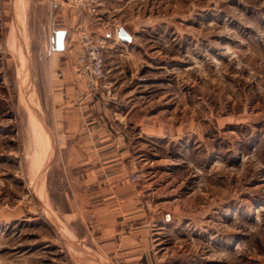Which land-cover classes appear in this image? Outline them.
I'll return each mask as SVG.
<instances>
[{
  "label": "rangeland",
  "instance_id": "rangeland-1",
  "mask_svg": "<svg viewBox=\"0 0 264 264\" xmlns=\"http://www.w3.org/2000/svg\"><path fill=\"white\" fill-rule=\"evenodd\" d=\"M58 29L109 135L60 134ZM82 32L105 42L95 89ZM108 141L154 264H264V0H0V264H74L56 148Z\"/></svg>",
  "mask_w": 264,
  "mask_h": 264
},
{
  "label": "crops",
  "instance_id": "crops-1",
  "mask_svg": "<svg viewBox=\"0 0 264 264\" xmlns=\"http://www.w3.org/2000/svg\"><path fill=\"white\" fill-rule=\"evenodd\" d=\"M60 1L49 0V4L56 7ZM64 30V49L53 56L57 63L54 111L60 121V134L67 139L96 133L109 135L99 121V101L87 93L77 74V46L68 47L69 32ZM118 35L126 39V33L120 31ZM56 152L54 163L61 164L63 172H70V179L68 175L66 178L70 185L69 190L62 191L69 209L56 210L55 215L64 216V220L70 216V223L58 219L57 222L61 223L59 229L74 264H154L152 228L140 221L124 222L126 215H136L138 209L135 204L129 205L137 193L129 189L126 177L130 159L127 146H111L110 141L107 146H75L65 142L57 146Z\"/></svg>",
  "mask_w": 264,
  "mask_h": 264
},
{
  "label": "built area",
  "instance_id": "built-area-1",
  "mask_svg": "<svg viewBox=\"0 0 264 264\" xmlns=\"http://www.w3.org/2000/svg\"><path fill=\"white\" fill-rule=\"evenodd\" d=\"M80 51L78 62L80 63L81 74H88L87 87L95 89L98 80L104 77L103 50L104 40L94 39L85 32L80 34Z\"/></svg>",
  "mask_w": 264,
  "mask_h": 264
},
{
  "label": "water",
  "instance_id": "water-1",
  "mask_svg": "<svg viewBox=\"0 0 264 264\" xmlns=\"http://www.w3.org/2000/svg\"><path fill=\"white\" fill-rule=\"evenodd\" d=\"M65 35H66V30L64 29H58L54 31L53 49L55 51H62L64 49Z\"/></svg>",
  "mask_w": 264,
  "mask_h": 264
},
{
  "label": "bare ground",
  "instance_id": "bare-ground-1",
  "mask_svg": "<svg viewBox=\"0 0 264 264\" xmlns=\"http://www.w3.org/2000/svg\"><path fill=\"white\" fill-rule=\"evenodd\" d=\"M27 45V44H26ZM22 57V56H21ZM37 121V120H36Z\"/></svg>",
  "mask_w": 264,
  "mask_h": 264
}]
</instances>
